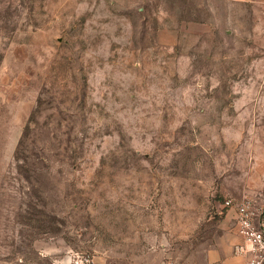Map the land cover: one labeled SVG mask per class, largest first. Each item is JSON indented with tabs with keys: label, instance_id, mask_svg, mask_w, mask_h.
Masks as SVG:
<instances>
[{
	"label": "rangeland",
	"instance_id": "374dc122",
	"mask_svg": "<svg viewBox=\"0 0 264 264\" xmlns=\"http://www.w3.org/2000/svg\"><path fill=\"white\" fill-rule=\"evenodd\" d=\"M226 200L264 205V0H0V264H205Z\"/></svg>",
	"mask_w": 264,
	"mask_h": 264
},
{
	"label": "built area",
	"instance_id": "2783aa9c",
	"mask_svg": "<svg viewBox=\"0 0 264 264\" xmlns=\"http://www.w3.org/2000/svg\"><path fill=\"white\" fill-rule=\"evenodd\" d=\"M232 208L236 232L242 241L234 247V254L245 256L246 264H264V205L242 200L233 206L226 200L220 210ZM80 264H89V260L83 259Z\"/></svg>",
	"mask_w": 264,
	"mask_h": 264
},
{
	"label": "crops",
	"instance_id": "0c3cea01",
	"mask_svg": "<svg viewBox=\"0 0 264 264\" xmlns=\"http://www.w3.org/2000/svg\"><path fill=\"white\" fill-rule=\"evenodd\" d=\"M231 210L228 209L224 214L220 225L221 234L217 238L216 245L207 252L205 264H246L247 262L245 256L234 254V247L242 241L235 228V211Z\"/></svg>",
	"mask_w": 264,
	"mask_h": 264
}]
</instances>
